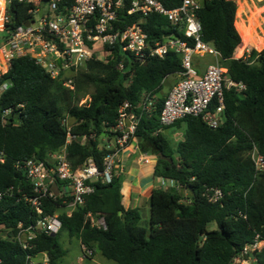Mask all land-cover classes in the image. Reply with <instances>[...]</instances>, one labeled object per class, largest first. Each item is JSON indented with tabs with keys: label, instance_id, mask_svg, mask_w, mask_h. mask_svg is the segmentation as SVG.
<instances>
[{
	"label": "trees",
	"instance_id": "1",
	"mask_svg": "<svg viewBox=\"0 0 264 264\" xmlns=\"http://www.w3.org/2000/svg\"><path fill=\"white\" fill-rule=\"evenodd\" d=\"M158 1L172 8L181 0ZM64 2L70 4V0ZM28 8L10 4L5 30L23 23ZM236 9L226 0H202L197 11L202 40L220 54L227 76L245 85L241 93L225 92L222 122L214 128L197 116L165 127L159 124L163 83L168 76L182 72L181 58L174 52L137 62L117 44L104 45L103 59L89 60L77 70L73 90L50 78L32 57L10 63L0 76V86L8 85L0 92V192L12 188L10 195L0 199V264H30L42 254L47 262L32 260L33 264H60L65 255L57 238L61 230L79 240L91 256L99 253L114 264H231L256 233L264 238V173L255 175L247 156L253 145L264 153V50H252L247 60L234 58V53L237 56L245 48L243 36L235 28ZM119 19L122 23L116 25L120 29L138 23L151 44L161 42L167 34L183 39L159 15L141 19L121 11ZM262 44L264 40L260 48ZM149 92L156 95L157 102L151 115L140 118L135 134L138 147L156 156L154 176L174 181L180 190H152L144 222L139 209L122 204L121 177L114 174L109 183L92 182L93 191L84 196L83 206L69 216L62 211L69 197L58 195L43 201L41 216L56 213L62 224L56 235L38 233L27 250L4 239V233L12 232L18 223L26 227L40 217L22 198V193L31 195V189L15 164L27 159L42 161L56 153L65 144L69 127L78 138L66 144L71 168L79 170L92 158L102 172L109 151L100 137H111L109 129L122 103L135 106ZM85 97L88 100L79 106ZM214 105L215 101L210 109ZM7 108L12 112L4 118L2 110ZM172 128L183 135L174 146L162 133ZM82 137H86L83 144ZM208 188L221 190L222 199L209 202L204 196ZM181 190L188 193L187 202ZM88 213L102 217L106 229L91 226ZM211 223L215 228L209 230ZM258 264H264V252L258 255Z\"/></svg>",
	"mask_w": 264,
	"mask_h": 264
},
{
	"label": "built area",
	"instance_id": "2",
	"mask_svg": "<svg viewBox=\"0 0 264 264\" xmlns=\"http://www.w3.org/2000/svg\"><path fill=\"white\" fill-rule=\"evenodd\" d=\"M236 6L247 0H226ZM264 1V0H256ZM202 0H181L178 5L166 8L158 0H2L0 2V76L7 72L10 63L16 58L29 56L50 78L62 81L70 90L74 89L73 77L77 70L92 59H103L106 52L104 45L117 44L121 52L128 53L135 61L143 62L146 57L163 58L168 52H174L181 58L182 72L175 74L178 81L164 97L159 115V124L163 127L174 124L187 116L201 117L203 122L214 128L222 122L224 95L234 90L241 93L245 85L231 80L227 69L221 63V56L209 43L202 40L201 23L197 11ZM12 3L29 5L28 18L13 30H5L10 21L8 6ZM43 5L47 8L44 9ZM137 14L141 19L149 14L164 17L170 25L182 35L183 39L167 34L161 42L151 44L147 34L138 23L118 28L122 23L119 13ZM27 24V26L25 25ZM252 49L245 47L239 58L249 59ZM261 52V51H257ZM210 57L212 61L199 72V65L194 58ZM235 58V57H234ZM238 59V58H236ZM250 61L249 64H253ZM122 67V66H121ZM7 84L0 86V92ZM88 97L78 104L82 106ZM215 101L212 109L210 106ZM156 95L142 94L140 101L132 106L124 102L118 108L115 124L109 129L111 137L105 140V149L109 152L104 157L102 172L92 158H89L79 170H73L68 162L66 144L77 136L72 135L67 127L65 144L45 160L27 159L17 162L15 168L21 170L31 189V195L22 193V198L40 217L25 227L18 223L11 232L7 230L3 237L16 241L23 250L40 232L56 235L62 228L58 214L42 215L43 201L55 199L58 195L69 197L64 201L62 211L70 215L78 206H83L84 196L93 191L92 182L100 180L109 183L119 169V156L136 138L135 134L143 116H149L155 109ZM12 109H3L2 116L8 117ZM66 124V120H63ZM78 139V138H77ZM86 137L79 139L85 142ZM254 166V174L264 173V153L253 145L247 153ZM147 162L145 158L140 159ZM0 161H2L0 159ZM161 188H180L168 178H160ZM12 188L2 196L10 195ZM204 196L211 203L219 202L223 195L217 188H208ZM91 226L106 229L102 217L88 213ZM85 256L91 255L85 250ZM264 252V238L256 233L251 242L245 244L236 254L231 264H258V255ZM43 262L47 257L42 254ZM31 259V263L34 262Z\"/></svg>",
	"mask_w": 264,
	"mask_h": 264
},
{
	"label": "crops",
	"instance_id": "3",
	"mask_svg": "<svg viewBox=\"0 0 264 264\" xmlns=\"http://www.w3.org/2000/svg\"><path fill=\"white\" fill-rule=\"evenodd\" d=\"M247 4L248 1H244L238 5L240 6L242 5V11H243L244 6ZM199 59L200 58L198 57L194 58L196 65H199ZM199 72L200 73L203 72V67L202 68L199 67ZM177 81H178V77L176 75L168 76L163 83V89L160 96L164 98L168 94L171 87ZM137 141L138 139L132 141L129 147H127L125 150L121 152L119 156L120 164L117 174H119L121 177L120 192L122 196V204L124 205V207L130 209H139L141 211L140 212L141 217L143 212L148 217L149 199L151 192L154 189L161 188V183H160V178L154 176V166H156L157 163L156 156L153 154L141 152L138 147ZM142 157L145 158L147 162L141 161L140 159ZM63 234L68 239L77 240L74 237H70L66 232H63ZM77 242L79 244V249L81 252V256L78 257V263L82 264V262H84L87 257L83 253L85 251L84 248L81 246L79 240H77ZM62 249L65 251V255H66L67 250L64 249L63 247ZM97 254L99 253H96L95 255ZM65 255L61 257L60 264H62V258Z\"/></svg>",
	"mask_w": 264,
	"mask_h": 264
},
{
	"label": "rangeland",
	"instance_id": "4",
	"mask_svg": "<svg viewBox=\"0 0 264 264\" xmlns=\"http://www.w3.org/2000/svg\"><path fill=\"white\" fill-rule=\"evenodd\" d=\"M247 1L248 4L244 6L243 11H242V5L236 6L237 9H236L235 28L239 33V35L241 32L245 43V47L247 46L252 49H257V51H262L264 50V44H262L260 48V43L262 40H264V1H256V0H247ZM43 7L46 10L47 7L45 5H43ZM237 10H238V15H237ZM241 42H242V38H241ZM234 57L239 58L238 55L237 56L235 55V53H234ZM211 61L212 59L208 56L204 57L203 59L200 58L199 59L200 68L205 67ZM162 133L171 141L172 146H174L176 143H178L183 139L182 131H175L173 130V128L163 130ZM106 139H107L106 137H100L99 140L101 142V145H105ZM180 193L183 196V200L187 202L189 200L188 193L185 190L180 191ZM147 218L148 217L143 212L142 219L144 220V222L147 221ZM213 228H215L214 223L208 225L209 230H212ZM63 232L64 231L61 230V232H59V234L57 235L59 243L64 249L67 250L66 255L62 258V264H79L78 257L81 256L79 244L77 240L75 239L71 240L65 237ZM83 253L85 254V252ZM43 259H44L43 255H39L35 258L34 261L35 262L42 261ZM82 264H114V263L105 260L104 258H102V256H100V254H97V255L88 256L86 260L82 262Z\"/></svg>",
	"mask_w": 264,
	"mask_h": 264
},
{
	"label": "water",
	"instance_id": "5",
	"mask_svg": "<svg viewBox=\"0 0 264 264\" xmlns=\"http://www.w3.org/2000/svg\"><path fill=\"white\" fill-rule=\"evenodd\" d=\"M25 25L27 26V24H25ZM157 156H158V155H157ZM161 158H162V159H167V158H165L164 156H162Z\"/></svg>",
	"mask_w": 264,
	"mask_h": 264
},
{
	"label": "bare ground",
	"instance_id": "6",
	"mask_svg": "<svg viewBox=\"0 0 264 264\" xmlns=\"http://www.w3.org/2000/svg\"><path fill=\"white\" fill-rule=\"evenodd\" d=\"M247 47V46H246ZM245 49V48H244ZM243 52V51H242ZM242 52H240L239 54H238V56L242 53Z\"/></svg>",
	"mask_w": 264,
	"mask_h": 264
}]
</instances>
